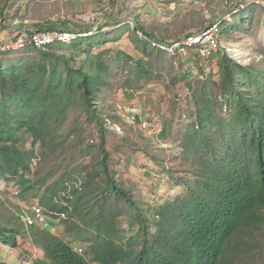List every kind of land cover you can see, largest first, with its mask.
I'll return each mask as SVG.
<instances>
[{
    "label": "trees",
    "instance_id": "16d2710c",
    "mask_svg": "<svg viewBox=\"0 0 264 264\" xmlns=\"http://www.w3.org/2000/svg\"><path fill=\"white\" fill-rule=\"evenodd\" d=\"M238 24V29L244 27L245 20ZM224 25L225 20L220 34L230 33ZM91 29L50 25L38 30ZM117 29L118 38L129 27ZM136 30L151 38L142 26ZM131 34L135 50L154 60L159 70L174 68L176 61L180 68L187 63ZM107 35L39 50L0 51V176L14 169L16 196L21 201L36 198L42 214L57 217L63 233L86 248L76 254L63 237L52 236L37 223L26 224L21 214L27 212L18 205L16 212L0 207V243L11 249L18 237L30 239L42 253L33 264H264V68L242 65L223 50L218 53V47L208 59L215 61L217 72L200 71L204 64L198 61L204 80L193 85L187 72L172 80L186 82L193 101L181 111L182 119L193 118L178 131L183 132L181 152L164 154L151 142L141 150L154 159L152 172H147L164 184L163 175L168 177L172 189L185 190L178 188L182 195L148 205L117 165L110 164V131L98 95L111 84V66L101 55L75 62L79 52L89 54L93 47L117 39ZM57 48L71 52L56 54ZM115 63L118 70L128 68L124 89L140 88L141 81L151 79L154 66L146 59L120 53ZM167 126L162 122L158 139L166 137ZM93 131L98 142L84 145L89 138L85 132ZM24 134L31 138L29 148L21 140ZM69 149L82 158L78 165L69 164L74 155L59 160ZM128 149L129 163L133 150ZM124 221L131 224L128 232L123 231ZM0 264L8 263L0 256Z\"/></svg>",
    "mask_w": 264,
    "mask_h": 264
},
{
    "label": "rangeland",
    "instance_id": "374dc122",
    "mask_svg": "<svg viewBox=\"0 0 264 264\" xmlns=\"http://www.w3.org/2000/svg\"><path fill=\"white\" fill-rule=\"evenodd\" d=\"M250 2L251 0H0V42L10 41L19 30L33 32L50 25L74 30L90 26L91 33H87L88 35L83 38L103 33L108 34L109 39L117 38V33H114L117 28L121 26L130 28L131 31L121 34L115 41H107L93 47L89 54L79 52L75 62L80 64L90 55H101L102 62L111 66V75L108 77L111 84L103 88L98 95V105L104 110L105 126L110 131L106 141V148L112 158L110 164L112 166L116 164V169L124 180L129 179L132 182L136 196L145 200L148 205L155 203V206L162 204L166 199L182 195L179 190L185 189L183 187L172 189L168 177L163 175L164 184L147 172L154 166L152 162L154 159L143 152L141 147L151 142L159 149L165 150L164 154L181 152L180 136L183 132L178 131L193 121L192 117L182 119L181 111L192 107L193 101L186 82L172 80L180 78L187 72L188 82L194 85L206 78L200 71L208 74L209 71L217 72L218 69L215 61L207 60L208 62L202 63L204 66L199 65L201 69L199 71L196 68L199 62L191 60L192 69L186 65H182L181 68L175 66L178 64L176 61L173 64L174 68L159 70L154 60L144 58L135 50L131 42V33L134 32L138 36L136 28L142 26L147 34L155 35V39L170 42L199 32L209 24L224 19L226 23L224 27L232 30L228 34L219 35L218 53L223 50L231 59L242 65L264 68V8L254 4L251 6ZM238 5H243V9L235 14L233 10ZM242 18L245 25L238 29V23ZM55 52L69 54L71 51L57 48ZM120 53L128 54L134 60L146 59L153 63L151 79L141 81L140 88L133 85L124 89L129 74L128 68L117 69L115 58ZM163 56L160 58L169 60ZM160 66H163L162 63ZM214 79L217 81L218 76ZM166 121L169 132L164 139H158L161 124ZM89 133L85 132V137L89 138L85 139L84 145L91 140L98 142L97 132L93 131L91 135ZM21 140L26 148L30 147L31 138L28 134H24ZM118 145L121 148L128 145L133 150L129 163L127 160L129 155L126 154L129 147L127 146L126 150L122 148L121 151L117 148ZM70 155L76 157L70 160L69 164L78 165L82 158L72 153V149L58 157L61 160L67 159ZM169 160L164 157L162 161L166 166H170L172 163ZM14 172L13 169L0 176V207L16 212L15 205H18L27 212L26 215L21 211L23 214L21 216L23 222L29 224L32 208H40L41 215L44 209L36 198L26 196L24 201H21L16 196L18 185L11 181ZM26 182L25 180L20 184ZM56 218L50 214L45 217L42 215L43 222L37 224L42 229L51 228L57 223ZM123 224L124 230L131 228V224L125 221ZM53 234L56 235L54 232ZM28 241L18 237L17 246L11 249L0 243L1 258L8 264H32L34 258H42L41 251Z\"/></svg>",
    "mask_w": 264,
    "mask_h": 264
},
{
    "label": "built area",
    "instance_id": "2783aa9c",
    "mask_svg": "<svg viewBox=\"0 0 264 264\" xmlns=\"http://www.w3.org/2000/svg\"><path fill=\"white\" fill-rule=\"evenodd\" d=\"M257 5L264 8V0H251V6ZM250 7V6H249ZM240 9H243V5H238L233 10L237 13ZM237 11V12H236ZM224 19H220L213 22L201 29L199 32L186 35L180 39L173 41H161L155 38L146 37L143 32L136 30L139 38L147 40L151 47L158 49L160 52L173 58H181L187 60L190 64L191 60L206 62L209 57L216 52L219 47L218 39L220 35L221 22ZM91 32H73V31H33L27 32L19 30L15 36L6 42H0V51H20L27 47H33L37 50L44 49L45 47L53 44H69L79 37H85ZM186 63L185 65H187ZM34 216L40 222L42 217L40 215V209L38 207L32 208ZM47 226L46 224H44ZM50 232L58 234V229L55 226L51 228L46 227Z\"/></svg>",
    "mask_w": 264,
    "mask_h": 264
},
{
    "label": "clouds",
    "instance_id": "9594fccd",
    "mask_svg": "<svg viewBox=\"0 0 264 264\" xmlns=\"http://www.w3.org/2000/svg\"><path fill=\"white\" fill-rule=\"evenodd\" d=\"M39 209H40V208H39ZM26 215H27V214H26ZM40 215H41V211H40ZM42 215H43V214H42ZM42 215H41V217H42ZM29 216H30V223L28 222L29 224L39 223V222H40L39 220H37V219L35 218V216H34V211H33V213L30 214ZM43 217H45V216L43 215ZM31 221H33V222H31ZM41 222H42V221H41ZM54 226L58 229V234H56V235H54L53 233H51V232L49 231V229L46 228V227H45V230H46L48 233H50L52 236H55V237L60 238V239H62V237H63V239L65 240V242H66V241H67V242H70V248H71L72 251L75 252L76 254H79V255H80V254H82V253L84 252L86 246H85V245H82V244H80V243H77V242L71 240L69 237H67V236L63 233V230H62V228H61V225L58 223V220H57V223L54 224ZM124 228H125V226H123V231H124V232H125V231L128 232L129 229L124 230ZM64 235H65V236H64ZM27 259H28V257H27ZM32 264H33V261H32ZM88 264H101V263H98V262H90V263H88Z\"/></svg>",
    "mask_w": 264,
    "mask_h": 264
},
{
    "label": "crops",
    "instance_id": "0c3cea01",
    "mask_svg": "<svg viewBox=\"0 0 264 264\" xmlns=\"http://www.w3.org/2000/svg\"><path fill=\"white\" fill-rule=\"evenodd\" d=\"M143 30H144V29H143ZM129 31H131L130 28L127 29V32H129ZM132 32H133V31H132ZM149 35L151 36V38H154V36H155V35H153V34H149ZM161 41H162V40H161Z\"/></svg>",
    "mask_w": 264,
    "mask_h": 264
}]
</instances>
